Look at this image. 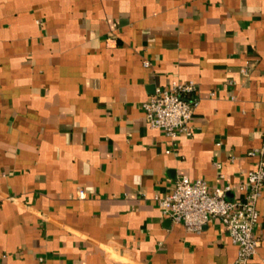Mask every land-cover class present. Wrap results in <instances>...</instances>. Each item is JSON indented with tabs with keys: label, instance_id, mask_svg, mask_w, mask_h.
<instances>
[{
	"label": "crops",
	"instance_id": "obj_1",
	"mask_svg": "<svg viewBox=\"0 0 264 264\" xmlns=\"http://www.w3.org/2000/svg\"><path fill=\"white\" fill-rule=\"evenodd\" d=\"M172 80L199 99L174 145L141 107ZM263 145L264 0H0V264H234L154 196L235 186ZM256 207L264 264V183Z\"/></svg>",
	"mask_w": 264,
	"mask_h": 264
},
{
	"label": "built area",
	"instance_id": "obj_2",
	"mask_svg": "<svg viewBox=\"0 0 264 264\" xmlns=\"http://www.w3.org/2000/svg\"><path fill=\"white\" fill-rule=\"evenodd\" d=\"M143 65L148 67L150 62L144 60ZM241 71L246 73L247 68ZM196 89L193 81L172 80L167 87H156L141 103L149 126L162 129L171 145L178 135H192L190 121L199 99L188 96ZM249 155L257 157L256 166L235 186L210 187L202 178L181 174L175 178L170 192L154 196L161 212L187 231L200 232L210 221L218 220L237 247L234 264H253L260 244L254 230L259 220L256 204L264 183V145L251 149ZM5 175L0 171V178ZM77 196L83 199L86 194L78 188Z\"/></svg>",
	"mask_w": 264,
	"mask_h": 264
},
{
	"label": "water",
	"instance_id": "obj_3",
	"mask_svg": "<svg viewBox=\"0 0 264 264\" xmlns=\"http://www.w3.org/2000/svg\"><path fill=\"white\" fill-rule=\"evenodd\" d=\"M229 197H231V195H229Z\"/></svg>",
	"mask_w": 264,
	"mask_h": 264
}]
</instances>
